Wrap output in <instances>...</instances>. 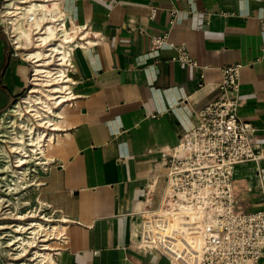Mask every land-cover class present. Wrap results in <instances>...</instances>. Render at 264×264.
I'll return each instance as SVG.
<instances>
[{"label":"crops","instance_id":"0c3cea01","mask_svg":"<svg viewBox=\"0 0 264 264\" xmlns=\"http://www.w3.org/2000/svg\"><path fill=\"white\" fill-rule=\"evenodd\" d=\"M56 8L82 38L73 98L59 108L43 168L21 195L67 236L53 264H172L141 246V211L161 204L167 158L218 98L229 64L243 65L237 113L253 124L262 155L235 168L237 208L264 207V0H57ZM165 32L197 66L174 61L171 46L151 51V36ZM4 41L10 68L14 58L26 63ZM6 86L0 79V93L17 94ZM15 101L0 106V124ZM0 264H8L1 242Z\"/></svg>","mask_w":264,"mask_h":264},{"label":"built area","instance_id":"2783aa9c","mask_svg":"<svg viewBox=\"0 0 264 264\" xmlns=\"http://www.w3.org/2000/svg\"><path fill=\"white\" fill-rule=\"evenodd\" d=\"M20 1L3 0L0 8V21L12 53L30 68L28 87L0 124V147H6L16 156L12 160L14 169L9 170V160L2 157L0 151V225L8 226L0 230V242L7 250L8 264H37L34 261L43 252L35 258H23L30 248L33 254L36 250H48L45 252L48 255L45 264H53L55 253L67 243L63 230L55 238L57 244L50 247L44 238L38 241V245H30L27 240L22 241L21 235H12L7 229L13 228L15 233L24 234L34 227L32 223H36V226L41 223L32 218L36 215L49 224L47 216L50 215L46 210L31 205L21 196L36 182V179L29 181L24 173L31 167L30 151L38 150L41 154L40 159L36 160V173L38 167L43 168L44 150L53 141L57 130L53 124H45L44 120L47 119L44 118L48 115L57 122L60 115L56 113L62 103H68L73 98V56L79 45L78 40L82 38L72 35L74 29L67 26L63 15L57 14V0H50L47 10L34 8L23 18L32 31L31 43L25 45L24 41L18 40L11 17H19L25 5L30 7L31 2L41 0ZM15 4L21 8H12L16 10L8 13L6 7H15ZM154 15L155 9L152 12ZM38 20L40 23L36 26ZM51 23L57 26L55 35L42 43L38 34ZM65 28L67 31H64ZM163 46L175 49L174 61L198 65L184 45L172 40L169 32L151 36V51L158 52ZM56 47L61 49L56 50ZM36 50L42 51L39 58L29 56L30 52ZM242 66L236 63L222 68L218 98L199 111L197 123L181 136L179 144L167 158V189L161 204L156 208L146 204L141 211V246L157 249L172 264H259L264 257V207L238 210L234 185L236 166L259 160L262 156L253 148L249 137L250 131L254 130L253 124L240 118L237 113ZM60 87L64 92H57ZM47 105L51 110L47 109ZM9 133L15 134L16 139L8 142ZM39 133L43 134L41 142L34 140L31 143L33 134L39 136ZM35 167L32 166L31 170L35 171ZM16 178L15 184L13 179ZM6 179L12 182L8 184ZM33 210L37 211L36 215L32 213Z\"/></svg>","mask_w":264,"mask_h":264},{"label":"rangeland","instance_id":"374dc122","mask_svg":"<svg viewBox=\"0 0 264 264\" xmlns=\"http://www.w3.org/2000/svg\"><path fill=\"white\" fill-rule=\"evenodd\" d=\"M10 46L6 43V41L4 40H0V79H1V82L2 84H7V89L9 90H13V92L17 93V94H12L11 95H8L6 96L4 93H0V106H3L7 101L9 100H16L18 97H20L24 91L26 90V88L28 87L29 85V73H30V68L29 66L27 65V63H23L21 62L19 59L17 58H14L12 59L11 61V64L12 66L14 67V69L10 68V65H9V60H7L6 56H7V52L10 50L9 48ZM22 89V93H18L20 90ZM10 112V111H9ZM8 115H3L2 116V120H4ZM53 122L56 123V121L53 120ZM7 132V131H6ZM17 132V131H16ZM47 132H49V129L47 130ZM19 132H17L18 134ZM20 133H21V130H20ZM24 135L25 132H23ZM22 133V134H23ZM9 137L7 138L8 139V142L12 140H15V134H10L9 133ZM34 136H32V138H30V140L32 139L33 141L35 140H38V136L33 134ZM49 136L52 135V132L51 133H48ZM13 136V137H11ZM14 138V139H13ZM37 138V139H36ZM11 144V143H10ZM12 146H14L15 144H11ZM1 152H2V157L6 158L9 160V170H13L14 169V166L12 165V160L13 158H15L16 156L12 153L9 152V150L5 147L3 149V147L1 146ZM32 148H37V147H32ZM40 152L38 150L36 151H30V159H29V166H31L25 173V177H29V181L30 179L32 180H35L36 179V170H37V167H35L36 165V160L40 159V155L39 154ZM32 166L35 167V171H32L31 168ZM13 168V169H12ZM15 172V171H14ZM24 177V178H25ZM8 178V177H7ZM17 178L16 179H13V182L16 184L17 182ZM6 182L8 184H10L12 181H10L9 179H6ZM13 192V191H12ZM31 210L33 209L32 207L30 208ZM15 211V209H14ZM32 213H34L35 215L37 214V211H32ZM41 213V212H40ZM49 218V224H47V222L43 221V220H40L39 219V216L36 215L35 217H32L33 219L37 220V221H40L42 224L45 225L46 229H42L40 228V226H34L33 228L31 229H28L26 231V233L24 234H21V233H15L12 229L13 228H10V229H7V231H10L9 233L12 234V235H16V234H19L21 235V237L23 238L22 241H25L27 240L28 241V244H32V243H37L38 245V241L40 239H45L47 240L46 241V244L49 245L50 247L51 246H55L57 243H55V238L59 237L61 232H62V229L60 227L59 224H56L57 222L54 220H50V219H53L51 216H47ZM30 219V218H29ZM53 225H55V227L53 228ZM29 226V225H28ZM53 237V238H52ZM11 238V237H10ZM9 241V240H8ZM28 248V246H27ZM27 248H24V250L26 251ZM28 253H27V256L23 257V258H35V256H39V254L41 252L45 253V252H48V250H36V252L33 254V249H28ZM19 253V252H18ZM33 254V255H32ZM15 254H12V256H14ZM35 255V256H34ZM48 255H41V257L38 258V260H35L34 262H37V264H45L47 261V257ZM27 262H31V260H26ZM15 263V261H13Z\"/></svg>","mask_w":264,"mask_h":264},{"label":"bare ground","instance_id":"6f19581e","mask_svg":"<svg viewBox=\"0 0 264 264\" xmlns=\"http://www.w3.org/2000/svg\"><path fill=\"white\" fill-rule=\"evenodd\" d=\"M49 1L50 0H41L40 2H31V4H29V6L30 7H27L26 5L24 6L25 7V10L24 11H22L21 13H20V15H19V17H18V15L17 16H15V17H11L12 18V22H13V29L14 30H16L17 31V37H18V40H21V42H23L25 45H29L30 43H31V40H32V31H31V29H30V26H28L24 21H23V18L26 16V14H28L29 12H32L33 10H34V8H43V9H45V10H47L48 9V7H49ZM20 2H27L26 0H21ZM12 8H21V7H19V5H16L15 4V7H6V10H7V12L8 13H11V12H13L14 10H16V9H13L12 10ZM17 12L15 11V13L14 14H16ZM22 19V20H21ZM40 20H38V21H36L35 22V25L36 26H39V22ZM56 30H57V26L54 24V23H51V24H49L48 26H47V28H45V31H43L42 33H39L38 34V36L40 37V39H41V42L43 43V42H46L50 37H52L53 35H55V32H56ZM64 31H67V28H65V30ZM66 38V37H65ZM56 50H59V49H61V48H59V47H56L55 48ZM42 54V51H40V50H36V51H33V52H30V54H29V56H33V57H40V55ZM59 90L60 91H57V92H64V90H63V88L62 87H60L59 88ZM49 96H51V94H48ZM62 97L64 96V94L63 95H61ZM37 101H42V100H37ZM61 104V103H60ZM63 104V103H62ZM15 106H13V108H14ZM16 107H18L17 109H18V112H20L19 110H20V105H19V103H17V105H16ZM47 109L48 110H51V107L49 106V105H47ZM56 114H60V112H58V113H56ZM48 116V115H47ZM46 116V118H44V119H47V120H44V123L45 124H47V125H50V124H53L54 126H55V128H58L57 126H58V123L56 122V123H53V118H51V117H47ZM42 135L43 134H41V133H39V136H38V142H41V139H42ZM11 137H13V136H11ZM14 139V138H13ZM37 139V138H36ZM12 140V139H11ZM32 140V139H31ZM31 143H33V140L31 141ZM21 162H23V161H21ZM33 224V226H36L35 224L36 223H32ZM37 226H40V228H42V229H46V227H45V225L44 224H42V223H39V224H37ZM55 227V225H53V228ZM5 228H8V226L7 225H3V226H1L0 225V230L1 229H5ZM10 244V243H9ZM20 254H23V253H20ZM45 253H43V254H40V255H44ZM46 255V254H45ZM35 256V255H34Z\"/></svg>","mask_w":264,"mask_h":264},{"label":"trees","instance_id":"16d2710c","mask_svg":"<svg viewBox=\"0 0 264 264\" xmlns=\"http://www.w3.org/2000/svg\"><path fill=\"white\" fill-rule=\"evenodd\" d=\"M0 40H6V35H5L4 32L2 31L1 26H0Z\"/></svg>","mask_w":264,"mask_h":264}]
</instances>
